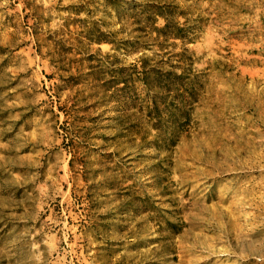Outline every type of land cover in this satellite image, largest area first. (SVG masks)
Instances as JSON below:
<instances>
[{
    "label": "rangeland",
    "instance_id": "obj_1",
    "mask_svg": "<svg viewBox=\"0 0 264 264\" xmlns=\"http://www.w3.org/2000/svg\"><path fill=\"white\" fill-rule=\"evenodd\" d=\"M0 264H264V0H0Z\"/></svg>",
    "mask_w": 264,
    "mask_h": 264
},
{
    "label": "trees",
    "instance_id": "obj_2",
    "mask_svg": "<svg viewBox=\"0 0 264 264\" xmlns=\"http://www.w3.org/2000/svg\"><path fill=\"white\" fill-rule=\"evenodd\" d=\"M155 13L158 14V15H162L164 18L167 19V21H166V23L164 24V26H163L162 28H160L159 30H162V31H169L170 26H171V23H170V21H168V16H167V14H161V12H155ZM177 28H179V29H183L181 26H178ZM174 35H180V34H178V32H175Z\"/></svg>",
    "mask_w": 264,
    "mask_h": 264
}]
</instances>
